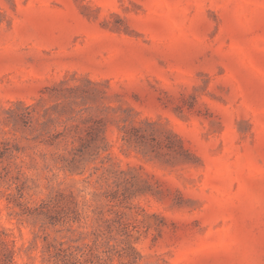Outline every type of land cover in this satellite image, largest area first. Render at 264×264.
<instances>
[{"label":"rangeland","instance_id":"rangeland-1","mask_svg":"<svg viewBox=\"0 0 264 264\" xmlns=\"http://www.w3.org/2000/svg\"><path fill=\"white\" fill-rule=\"evenodd\" d=\"M0 264H264V0H0Z\"/></svg>","mask_w":264,"mask_h":264}]
</instances>
